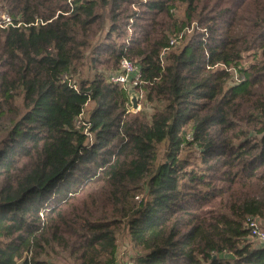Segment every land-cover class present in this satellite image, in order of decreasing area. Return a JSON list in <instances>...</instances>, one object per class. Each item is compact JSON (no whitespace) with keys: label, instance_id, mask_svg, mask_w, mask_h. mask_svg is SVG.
<instances>
[{"label":"trees","instance_id":"1","mask_svg":"<svg viewBox=\"0 0 264 264\" xmlns=\"http://www.w3.org/2000/svg\"><path fill=\"white\" fill-rule=\"evenodd\" d=\"M4 12L0 264H125L121 235L134 264H264L245 227L264 221V0ZM123 59L139 110L109 80Z\"/></svg>","mask_w":264,"mask_h":264},{"label":"built area","instance_id":"2","mask_svg":"<svg viewBox=\"0 0 264 264\" xmlns=\"http://www.w3.org/2000/svg\"><path fill=\"white\" fill-rule=\"evenodd\" d=\"M9 25H13V20L8 14H4L2 16V21L0 22L1 27H7ZM191 32V29L188 30ZM178 39L180 38H174L172 39V44L177 43ZM141 69L138 65L134 64L132 61L128 59H123L120 64V68L118 72L114 75H111L109 80L111 83L116 84H129L131 83V92L135 93V89L138 87V85L141 83ZM237 79V78H236ZM137 95V99H140L142 96ZM140 107V106H138ZM245 227L251 231V236L257 239L260 243L264 245V229L261 225V222L258 219L248 217L245 223ZM125 264H134L133 261L125 257Z\"/></svg>","mask_w":264,"mask_h":264},{"label":"rangeland","instance_id":"3","mask_svg":"<svg viewBox=\"0 0 264 264\" xmlns=\"http://www.w3.org/2000/svg\"><path fill=\"white\" fill-rule=\"evenodd\" d=\"M182 10L181 9H177V13H179V15H182ZM6 14L5 12L2 13V16ZM200 32V30H199ZM132 33V31L130 32V34ZM193 35V32L191 33L190 37ZM128 85V84H126ZM132 95H136V93H132ZM132 95H131V98H132ZM138 100V99H137ZM141 106V104H140ZM141 109V107H138L137 110ZM150 110V109H149ZM151 111V110H150ZM262 225H264V221L261 222ZM256 243V242H255ZM119 252H120V255H121V263L124 262L125 260V257H127L128 259L130 258V256H132V250H131V246H130V243L128 241V238L125 236V235H121L120 238H119Z\"/></svg>","mask_w":264,"mask_h":264},{"label":"water","instance_id":"4","mask_svg":"<svg viewBox=\"0 0 264 264\" xmlns=\"http://www.w3.org/2000/svg\"><path fill=\"white\" fill-rule=\"evenodd\" d=\"M131 104H132V109L137 110L138 102H137V97L135 95H132Z\"/></svg>","mask_w":264,"mask_h":264}]
</instances>
